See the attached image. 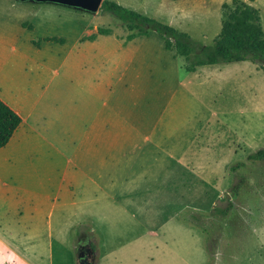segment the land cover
Returning <instances> with one entry per match:
<instances>
[{
	"label": "crops",
	"instance_id": "0c3cea01",
	"mask_svg": "<svg viewBox=\"0 0 264 264\" xmlns=\"http://www.w3.org/2000/svg\"><path fill=\"white\" fill-rule=\"evenodd\" d=\"M231 1L220 0L217 4L220 13L215 28L219 25V30L215 36L221 30V6ZM242 1L259 11L264 33V0ZM173 2L188 11L205 10L207 3L205 0ZM49 7L48 10L56 11L53 6ZM151 32L130 36L131 32L127 31V35L119 38L122 48L112 54L113 59L105 68L106 84L92 73L90 76L81 74L84 77L81 76L79 82H66L73 69L64 68L61 73L59 69L42 66L40 69L53 72L48 82L40 88L24 86L18 94L21 101L18 104H9L0 98L21 117L19 127L7 145L0 149V264H67L60 249L67 245L71 230L79 223L85 227L93 224L99 229L98 219H110L113 213L118 216L128 214L129 204L134 205V200L130 201L131 188L148 187L152 183L157 187L173 184L175 190L178 184L181 187H185L184 183L194 184L196 169L202 174L210 171L207 154L212 148L208 145L203 149L204 144L200 145L197 138L201 135L198 136L191 125L195 121L204 124L209 121L205 114L208 110L202 105L210 98L206 93L209 86L200 81L206 79L209 84L212 74L224 75L223 65L234 64L237 65L234 68L240 69L239 64L248 61L201 66L187 72L182 59L177 64L174 52L165 49L162 38L156 52L150 49L151 45H146L154 40ZM101 35L95 26L89 40ZM52 37L63 39V43L43 42L57 48L56 52L46 53L61 59V64L77 53L75 51L86 40L80 37L70 44L65 37L45 38ZM33 52L40 56L46 54L37 49ZM163 55L176 61L172 74L168 73L170 79L175 80L168 100H176L187 112L192 110L191 102L199 109L196 116L191 112L189 117H178L171 111L168 118L175 124H182L177 131L162 130L161 90L164 83L159 67ZM151 56L157 59H150ZM180 72L182 80L187 79L186 85L179 80ZM258 73L256 67L247 72L246 77ZM61 74L66 83H55ZM155 76L159 77L156 82ZM224 82L219 79L218 87ZM258 93L259 89L252 93L253 101H258ZM216 96L224 106L221 93ZM135 110L137 115L133 114ZM213 114L210 116L215 117ZM197 156L201 158L199 163L195 162ZM198 180L204 185V178ZM210 185L207 178L205 186ZM154 192L159 195L150 193L142 204L148 199L160 202L161 196L172 204L185 196L189 205L184 208L200 211L194 206L195 195L188 194L187 189L186 195L180 197L170 191L160 194L159 188ZM216 197L219 203L226 199L223 194ZM230 199L228 197V202ZM137 210L152 215L164 211L160 207L153 211L140 204ZM157 232L150 234L156 237ZM168 245L161 240L157 249L160 251Z\"/></svg>",
	"mask_w": 264,
	"mask_h": 264
},
{
	"label": "rangeland",
	"instance_id": "374dc122",
	"mask_svg": "<svg viewBox=\"0 0 264 264\" xmlns=\"http://www.w3.org/2000/svg\"><path fill=\"white\" fill-rule=\"evenodd\" d=\"M117 1L129 10L188 34L201 45H211L218 35L215 33L219 25L215 27L219 21L217 4L220 0H205V10L197 8L192 11L171 0ZM49 6L56 11L48 10ZM97 13L92 15L54 4L0 0V98L6 103L18 104L21 102L18 94L24 86L40 88L48 82L53 72L40 69L42 66L59 69L61 73L64 68L73 69L66 82H79L81 76L84 77L81 74L90 76L92 73L104 83L105 68L113 59L112 54L121 50L119 38L127 35V30L111 15L102 11ZM95 26L102 35L89 40ZM151 35L154 40L146 45H151L150 49L156 52L161 37L155 32ZM49 36L65 37L70 44L80 37L86 40L75 51L77 53L61 64V59L47 54L50 50L57 51V48L43 43V39ZM161 46L164 50L163 44ZM35 49L43 54L47 52V55L40 56L33 52ZM179 59L175 57L177 64H180ZM161 61L159 75L165 84L161 90L162 130L177 131L182 124H175L168 118L171 111L178 117H189L191 112L196 116L199 109L191 102L192 110L187 112L176 100H168L175 85L169 74H172L176 61L166 55ZM248 62L240 63V69L234 68L237 66L234 64L223 65L224 75L212 74L209 84L206 79L200 81L209 86L206 93L210 98L202 104L208 110L205 114L209 121L207 124L195 121L191 125L192 130L201 135L197 138L200 145L204 144L203 149L208 145L212 148L207 154L210 171H204L203 175L196 169L194 184L184 183L186 188L178 184L174 190L173 184L157 187L152 183L148 187L131 188L130 201L133 199L134 205L129 204L128 214L118 216L113 213L110 219H98L99 229L93 224L85 227L79 223L71 230L67 245L60 249L67 264H78L79 246L89 250L93 246V255L88 257L91 264H264V160L248 159L249 155L264 151V71ZM181 63L185 62L182 60ZM256 67L258 75L248 74L246 77V73ZM63 74L54 82L66 83ZM158 76L154 77L155 82ZM178 77L182 80L181 72ZM219 79L225 82L218 87ZM186 82L187 79L182 83L186 85ZM258 89L256 102L252 93ZM219 92L225 99L224 106L221 99L217 101ZM212 113L215 117L210 116ZM133 114L137 115V110ZM183 124L186 126L185 122ZM195 162H201L200 156ZM201 178H204V185L198 180ZM207 178L210 187L205 186ZM157 188L160 194H169L170 191L179 197L186 195L187 189L188 194L195 195L194 206L200 211L185 209L189 205L185 196L172 204L165 202V196H161L160 202L148 199L142 204L150 193L159 195L154 192ZM219 189L222 190L220 193ZM218 194L226 198L223 203H219ZM228 197H231L230 202ZM139 204L153 211L156 207L164 211L160 215L146 214L137 210ZM151 231H158V235L155 237ZM161 240L168 242L171 249L166 246L159 251L157 245Z\"/></svg>",
	"mask_w": 264,
	"mask_h": 264
},
{
	"label": "trees",
	"instance_id": "16d2710c",
	"mask_svg": "<svg viewBox=\"0 0 264 264\" xmlns=\"http://www.w3.org/2000/svg\"><path fill=\"white\" fill-rule=\"evenodd\" d=\"M221 8V30L208 46L195 42L186 33L113 1L103 0L100 11L117 19L131 32L130 36L147 35L149 31L157 33L162 38L165 49L173 51L176 57L185 62L187 72H193L201 66L241 61H250L264 71V33L259 11L242 0L224 3ZM43 41L63 43V39L55 37L45 38ZM20 123L21 117L0 99V149L7 145ZM248 159L264 160V151L251 154ZM91 250L94 251L93 246Z\"/></svg>",
	"mask_w": 264,
	"mask_h": 264
},
{
	"label": "water",
	"instance_id": "95a60500",
	"mask_svg": "<svg viewBox=\"0 0 264 264\" xmlns=\"http://www.w3.org/2000/svg\"><path fill=\"white\" fill-rule=\"evenodd\" d=\"M20 3L34 4H54L66 8L75 9L78 11L95 15L99 10L103 0H15ZM78 264H88L87 260L78 256ZM81 259V260H80Z\"/></svg>",
	"mask_w": 264,
	"mask_h": 264
},
{
	"label": "flooded vegetation",
	"instance_id": "af4514ba",
	"mask_svg": "<svg viewBox=\"0 0 264 264\" xmlns=\"http://www.w3.org/2000/svg\"><path fill=\"white\" fill-rule=\"evenodd\" d=\"M80 248H78V251H79V255H81V258H84L87 260L88 264H91V262L88 261V257H89V254H91V250L89 249H86L85 247L83 246H79ZM78 255V256H79ZM81 260V259H80Z\"/></svg>",
	"mask_w": 264,
	"mask_h": 264
}]
</instances>
